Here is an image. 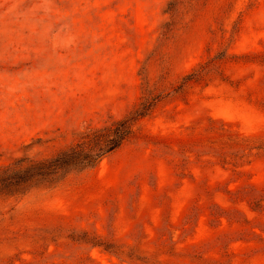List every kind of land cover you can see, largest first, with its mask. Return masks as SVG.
Listing matches in <instances>:
<instances>
[{"label":"rangeland","instance_id":"374dc122","mask_svg":"<svg viewBox=\"0 0 264 264\" xmlns=\"http://www.w3.org/2000/svg\"><path fill=\"white\" fill-rule=\"evenodd\" d=\"M150 92L95 168L0 188V264H264V0H0V171Z\"/></svg>","mask_w":264,"mask_h":264},{"label":"trees","instance_id":"16d2710c","mask_svg":"<svg viewBox=\"0 0 264 264\" xmlns=\"http://www.w3.org/2000/svg\"><path fill=\"white\" fill-rule=\"evenodd\" d=\"M208 64L209 61L201 64L200 69L184 77L177 91L185 90L191 82L205 79L210 72ZM151 93L128 115L84 130L74 143L55 155L40 160L22 158L8 165L0 171V188L28 186L34 182H58L71 171L95 168L105 157L132 139L137 123L153 112L161 98L160 95L151 96Z\"/></svg>","mask_w":264,"mask_h":264}]
</instances>
